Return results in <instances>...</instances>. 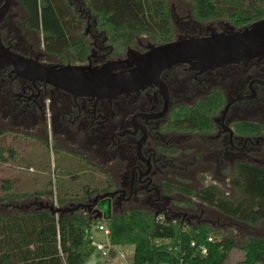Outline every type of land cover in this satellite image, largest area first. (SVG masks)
Here are the masks:
<instances>
[{
  "label": "flooded vegetation",
  "instance_id": "af4514ba",
  "mask_svg": "<svg viewBox=\"0 0 264 264\" xmlns=\"http://www.w3.org/2000/svg\"><path fill=\"white\" fill-rule=\"evenodd\" d=\"M4 3L5 0H0V8ZM19 7V1L15 0L0 23L4 45L44 63L70 64L49 55L36 31L24 29V21L19 19ZM173 22L175 39L209 35L218 32L217 25L224 27L225 31L230 23L226 20L200 22L191 12L186 23L174 19V16ZM86 23L88 25L89 18ZM92 26L91 33L88 26L84 32L90 52L87 61L81 64L95 68L160 45L141 35L146 39L144 43L138 35L124 54L115 55L106 34L96 28L95 17ZM161 80L164 88L160 83H152L138 91L114 97L84 96L33 81L8 66L0 71V118L7 122L9 119V133L19 131L27 139L38 141L54 156L57 152L68 153L79 164L90 167L88 172L103 175L94 187L86 186L79 192H72L81 200L70 202L73 207L69 213L84 211L101 219L97 203L108 197L112 199V216L130 208L160 211L166 217L168 213L176 212L175 209L194 211L193 197L196 196L180 191L168 192L164 183L198 190L204 186L194 188L189 176L182 177L177 173L190 171L196 166L201 168L198 180L209 173L206 171L223 177L228 163L234 170L237 160H245L238 158L248 159V152L264 150V57L207 71L182 63L165 69ZM213 89L221 90L225 96L224 107L213 116L215 131L193 133L178 130L174 125V109L181 104L193 105L197 100L205 99ZM237 122L257 125L260 130H255L260 132H239ZM9 152L13 158L16 150L9 147ZM43 153L34 154L36 157L32 155L33 159L43 160ZM205 162L210 164L206 170L201 166ZM84 173L80 170L70 173L69 177L75 181ZM211 183L216 184V181ZM175 195L185 198L178 202ZM184 216L187 217V211ZM197 221V225L209 223ZM210 224L214 226L211 221Z\"/></svg>",
  "mask_w": 264,
  "mask_h": 264
},
{
  "label": "trees",
  "instance_id": "16d2710c",
  "mask_svg": "<svg viewBox=\"0 0 264 264\" xmlns=\"http://www.w3.org/2000/svg\"><path fill=\"white\" fill-rule=\"evenodd\" d=\"M18 1L24 12V29L39 34L49 55L64 64L87 61L90 52L84 35L87 24L72 0ZM184 1L191 3L192 16L200 22L226 20L240 28L264 19V0ZM85 5L95 17L96 28L106 34L115 55L124 54L138 35L159 44L175 40L170 0H85ZM224 104V93L213 89L193 105L177 106L173 111L174 125L180 131L214 132L213 116ZM236 127L239 132L260 130L250 123L237 122ZM3 147L0 143V149ZM229 184L232 194L215 183L198 190L171 182H165L164 186L168 192L196 196L238 222L252 226L264 223V165L237 160ZM38 193H7L0 196V203L20 202ZM42 194L54 193L47 190ZM80 200L67 188L57 204L63 206ZM100 223L110 229L113 246L134 245L132 264H224L238 246L232 235L210 223L189 225L182 220L163 218L150 209L130 208L106 221L84 211L54 213L44 208L0 212V264H99L90 260L97 249L93 227ZM193 241L196 246H192ZM202 244L208 248L206 255L198 250ZM239 247L245 254L244 264L264 263V238L250 235Z\"/></svg>",
  "mask_w": 264,
  "mask_h": 264
},
{
  "label": "rangeland",
  "instance_id": "374dc122",
  "mask_svg": "<svg viewBox=\"0 0 264 264\" xmlns=\"http://www.w3.org/2000/svg\"><path fill=\"white\" fill-rule=\"evenodd\" d=\"M72 2L76 5V10L82 15V17H84L86 20L89 18V23L88 25H86V29L88 26L89 32L91 33L94 30V26H92L94 16L91 14L88 7H86L85 0H72ZM191 7L192 5L188 1L170 0L172 15L174 16V19H177L180 22L186 23L187 16H189L191 12ZM18 11L20 14L19 19L20 21H23L24 12H22V9ZM217 28L218 32H221L224 29V27L220 25H217ZM91 40H93V38ZM140 41H143L145 43L146 39L141 36ZM11 127L18 128L16 126ZM2 131H4L5 133L2 134ZM12 133L13 134L9 133V119L7 122L6 120L0 118V143H2V145L4 146L3 149H0V196H3L7 193H33L37 190H51L54 194L53 196L44 194L42 195L44 197L37 196L32 199H23L20 202H1L0 212H4L6 214L9 213V203H14V206L19 207L23 204L35 202V204L32 205V209H35L36 207L40 206V204L38 203L41 202L44 206L43 208L69 209L68 212L64 211L65 213H69L73 205L66 203L63 206H59L60 204H57L55 206L58 197H62L67 188H70L72 192H79L86 186L94 187L95 183L98 184L99 182H97V179L102 180L103 175L101 173H95L92 171L88 172V170L91 169L90 167L85 164H79L77 160L70 156L68 153L57 152V154H55L56 156H54V154L51 153L48 149L41 147L38 141L27 139L24 135H21L23 133L19 131L13 130ZM9 147H13V149L16 150L15 156L13 158L10 156ZM43 149H45L46 151ZM42 152H44L43 155L45 156L44 158L47 161H45L43 157L41 158L43 160H38V158H35V155H41ZM32 155L35 156L34 159ZM246 155L249 160L243 157L238 159H245L252 163L264 165V150L251 153L248 152ZM209 165L210 164H207L206 162L201 163L202 168L205 170ZM226 166L227 168L223 174V177H217L215 175H212L211 171H206L211 173H208L211 176V179L208 180L207 184L215 180L216 184H218V186L223 189L224 192L232 194L233 190L229 185V178L231 177L233 171L232 165L231 163H228ZM212 167L215 166L212 165ZM82 168L85 173L90 174V176H87L84 173L82 177L77 178L75 181L71 180L69 174L76 173ZM200 169L201 168H197L195 166L194 168H190V171L177 174L181 175L182 177L189 176V178L191 179L190 185H192L194 188L203 187L207 185L205 183L207 177L203 175V179L201 178V180H198ZM13 176H16V178H13ZM175 196L176 198L174 199L175 201L179 200L178 202L182 201V199L185 198L183 195ZM193 201L195 204L193 205V207H195L194 211L184 210L182 212V210L175 209L176 212H171L172 214L168 213L167 216L172 218V220H182L189 225H197L198 219H200L202 222H213L216 228H221L224 233L232 235L238 244V246L230 252L224 264H244L243 260L245 254L244 251L239 247V245L242 240L250 235H256L264 238V223H261L257 226H252L246 223L238 222L228 216H225L216 208H212L206 203L201 202L197 197H193ZM186 211L187 217L184 216ZM160 214L163 215V212L160 213L159 211V215ZM93 237L95 239L97 249L91 257V263L132 264L133 254L135 250L134 245H109V237L104 233V231L98 230L96 227H93ZM103 249H108L107 256H104L102 254ZM120 249L126 253L127 258L125 260L121 258L119 252ZM257 264L264 263L259 262Z\"/></svg>",
  "mask_w": 264,
  "mask_h": 264
},
{
  "label": "water",
  "instance_id": "95a60500",
  "mask_svg": "<svg viewBox=\"0 0 264 264\" xmlns=\"http://www.w3.org/2000/svg\"><path fill=\"white\" fill-rule=\"evenodd\" d=\"M14 1L5 0L0 8V23ZM132 55L113 60L101 68L86 64H48L6 47L0 33V71L13 66L24 77L74 95L114 97L138 91L152 83H160L164 88L161 73L174 65L190 63L196 69L207 71L264 57V19L240 28L227 23L225 31L175 39L152 46L145 53ZM97 207L101 213L99 218L111 219L110 197L98 202ZM51 210L63 213L68 209Z\"/></svg>",
  "mask_w": 264,
  "mask_h": 264
},
{
  "label": "built area",
  "instance_id": "2783aa9c",
  "mask_svg": "<svg viewBox=\"0 0 264 264\" xmlns=\"http://www.w3.org/2000/svg\"><path fill=\"white\" fill-rule=\"evenodd\" d=\"M56 205H57V203H55V206ZM160 216L163 217V218H167L166 216L161 215V214H160ZM95 227L98 230L104 231V233L109 237V235H110V229L108 228V226L106 224L100 223V224L96 225ZM94 241H95V239H94ZM208 241H210V242L213 241V236H210L208 238ZM95 244H96V242H95ZM109 245H112V244L110 243ZM192 246H196V242L195 241L192 242ZM198 247H199L198 250H199L200 254L206 255L208 253V248H207V246L205 244L204 245L202 244V245H200ZM119 252H120L121 258L125 260L127 258L126 257V253L123 250H121V249L119 250ZM102 254L104 256H107L108 255V249H103L102 250Z\"/></svg>",
  "mask_w": 264,
  "mask_h": 264
},
{
  "label": "crops",
  "instance_id": "0c3cea01",
  "mask_svg": "<svg viewBox=\"0 0 264 264\" xmlns=\"http://www.w3.org/2000/svg\"><path fill=\"white\" fill-rule=\"evenodd\" d=\"M13 178H16V176H13ZM35 192H39L40 194L38 193V195H35L34 197H37V196L44 197V196H42V195H44V194H42L43 191H38L37 190ZM34 197H29L27 199H32ZM33 204H35V202L29 203V204H23L22 206L17 207V206H14V203H9V208H10L9 213L15 212L16 210H19V211H29V210L39 211L41 209H44L43 208L44 206H43V204L41 202L38 203V204H40V206L36 207L35 209H32L33 208L32 207Z\"/></svg>",
  "mask_w": 264,
  "mask_h": 264
},
{
  "label": "clouds",
  "instance_id": "9594fccd",
  "mask_svg": "<svg viewBox=\"0 0 264 264\" xmlns=\"http://www.w3.org/2000/svg\"><path fill=\"white\" fill-rule=\"evenodd\" d=\"M204 175L207 177V179L205 180V183L207 184L208 180L211 179V176L209 174H204Z\"/></svg>",
  "mask_w": 264,
  "mask_h": 264
}]
</instances>
